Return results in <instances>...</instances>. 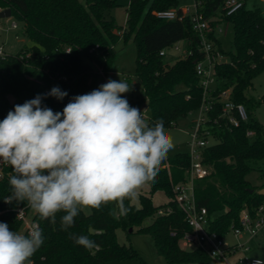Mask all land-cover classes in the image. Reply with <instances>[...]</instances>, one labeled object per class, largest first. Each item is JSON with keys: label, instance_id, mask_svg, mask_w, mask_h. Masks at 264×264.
Segmentation results:
<instances>
[{"label": "trees", "instance_id": "16d2710c", "mask_svg": "<svg viewBox=\"0 0 264 264\" xmlns=\"http://www.w3.org/2000/svg\"><path fill=\"white\" fill-rule=\"evenodd\" d=\"M201 1L199 11L206 18L223 14V20L232 26L234 33L235 52H224L221 41L215 39L224 60L215 66L218 86L214 95L217 97L229 90L231 99L243 104L249 115V120L239 127H231L223 119L212 127L218 142L203 152L204 162L212 168L211 174L194 184L197 205L208 211L209 230L225 237L232 226L239 224L243 209L255 216L259 207L264 206V195L258 193L264 188V124L255 113L264 98L257 99L249 94L253 79L264 71V10L255 4L249 7L247 2L226 16L223 0ZM119 6V0H0V7L11 9L12 17L21 22L25 36L33 43L16 55L0 59V121L15 105L37 95L44 97L43 106L62 112L73 97L95 90L94 66L103 67L107 74L114 71V46L120 39L132 40L135 45V76L142 84V98L129 104L139 108L147 102L151 114L146 121L150 125L162 118L165 128L178 127L181 119L196 111L202 103L203 91L195 71L199 37L193 30L191 16L186 15L180 21L161 19L154 14L167 10L181 13L179 0H129L126 23L118 25L108 13ZM218 23L213 21L214 26ZM181 40L187 41L194 55L177 57L170 64L160 51ZM68 48L71 50L66 53ZM42 52L46 54L48 74L55 80V87L68 93L63 100L47 96L51 90L30 89L29 80L20 72L24 62L33 72L41 68ZM62 77L66 79H60ZM23 91L30 92L27 100L17 98ZM10 95L15 97L13 104L9 101ZM217 104L213 116L220 110L219 102ZM248 130L254 135L247 136ZM189 164V153L167 157L154 181L144 184L169 197L167 203L158 207L152 203L151 196L140 193V207L126 199V214H121L118 208L115 211L113 202L90 209L89 214L80 210L67 230L61 227L64 212L56 214L55 222L41 219L37 214L35 219L44 243L31 257L32 264H104L113 259L132 258L137 255L136 251L132 246L121 244L117 235L118 230L129 233L131 228L133 232L136 229L153 238L166 264H215L200 248L181 247L183 235L191 228L174 199L173 187L187 180ZM9 170L12 175V169ZM252 171L259 173L260 185H252L248 180ZM10 195L7 178L0 181V222L25 234L14 209L25 205L26 201L6 203L4 200ZM148 219L151 222L144 225ZM80 235L88 236L95 247L86 249L77 245L74 237Z\"/></svg>", "mask_w": 264, "mask_h": 264}, {"label": "clouds", "instance_id": "9594fccd", "mask_svg": "<svg viewBox=\"0 0 264 264\" xmlns=\"http://www.w3.org/2000/svg\"><path fill=\"white\" fill-rule=\"evenodd\" d=\"M130 90L121 79L109 80L73 97L62 112L43 106L41 95L15 105L0 121V164L13 172L4 201H26L41 219L53 222L64 212V230L83 208L114 202L126 214L125 200H136L138 189L154 181L174 147L162 118L150 125L123 97ZM46 95L63 100L68 93L53 87ZM74 240L95 247L88 236ZM43 243L38 224L25 235L0 222V264H32Z\"/></svg>", "mask_w": 264, "mask_h": 264}, {"label": "built area", "instance_id": "2783aa9c", "mask_svg": "<svg viewBox=\"0 0 264 264\" xmlns=\"http://www.w3.org/2000/svg\"><path fill=\"white\" fill-rule=\"evenodd\" d=\"M249 0H223V12L226 16L232 15L246 5ZM264 6V0H259ZM201 0H194L191 8L179 13L177 10L157 11L154 14L165 20H180L182 21L186 15L191 16L193 30L199 37V57L195 60V71L200 77V85L202 88V103L200 107L189 115H193L198 111V115L191 123V132L189 145L191 151L189 153L190 164L187 169V180L174 185V199L179 205L181 211L185 215L191 230L186 232L180 243L183 249L200 248L204 251L215 264H254L256 258H248L239 256L240 253L249 251L245 243H240L238 239L246 234L249 240L255 238L264 225V206H260L256 215H251L246 209L240 213L239 224L232 226L225 237H220L216 232L210 231L208 228L209 217L208 211L204 207H199L195 199V181L204 179L211 174V166L203 160V152L209 146L218 142V139L212 133V127L216 126L220 119H223L231 127H239L241 123L249 120V115L246 107L243 104L235 103L230 96L229 90L222 91L217 97L214 95L216 90L211 88V85L216 82L215 66L218 62L224 60V54L217 45L215 39H218L219 34L226 35L228 33L229 23L223 20L222 15L215 18H206L199 11ZM4 10L0 7V11ZM12 18V17H11ZM10 18L7 19V21ZM213 21L219 23L214 26ZM221 25L224 27L222 28ZM0 26V30H1ZM18 28L17 22L13 21L6 27V31L15 30ZM181 45L184 47V52L178 57L185 58L194 55V50L187 47V41L181 40L173 44L175 52H180ZM98 46L96 45L95 48ZM170 48L160 51L161 56H167ZM70 48L66 53L70 52ZM4 46H0V59H4ZM24 61L23 56L20 57ZM25 63V62H24ZM27 64V63H26ZM96 86L109 81L108 74L104 68L95 64ZM65 80V77L60 78ZM219 102L220 110L216 116L212 114L216 110ZM142 111V110H141ZM145 120L148 118L143 111ZM254 135L252 130L247 131V136ZM10 166L0 164V181L10 177ZM16 219L22 223V232L28 234L32 226L38 224L35 219L36 213L26 202L25 205L14 209ZM232 234L237 241L235 243H227L226 237Z\"/></svg>", "mask_w": 264, "mask_h": 264}, {"label": "rangeland", "instance_id": "374dc122", "mask_svg": "<svg viewBox=\"0 0 264 264\" xmlns=\"http://www.w3.org/2000/svg\"><path fill=\"white\" fill-rule=\"evenodd\" d=\"M120 6L113 9L108 13L109 17L114 18L118 25H125L127 20V5L129 0H119ZM192 4L191 0H180V7L186 8ZM256 5L264 10L263 4L259 0H249L248 5ZM191 8V7H190ZM17 22L18 28L15 30L6 31V27L11 24V22ZM0 46H4L6 55H16L21 49L29 48L33 43L25 36L23 31V26L21 22L15 20L13 17L8 21L7 19H0ZM223 28L224 26L221 25ZM218 39L222 43V48L224 52L230 53L235 52L234 47V33L232 26H229L228 33L226 35L219 34ZM114 51L116 54V60L114 63V71L108 74L109 80L125 81L131 86V90L128 93L123 94V97L128 100V102L136 101L143 96L142 84L140 80L135 76L136 63H135V45L132 40L126 42L124 39H120L114 46ZM184 52V47L181 45L180 52H175L173 48H170L167 52V61L173 64L175 58ZM42 67L36 72L30 68L26 63H23L20 72L24 75L26 79L29 80V86L32 90H37L39 92H45L51 90L55 87V80L49 76L48 68L46 63V54L42 52ZM218 84L215 82L211 85L212 89L217 88ZM95 89H98L96 86ZM249 94L257 99L264 98V71L253 79L252 86L249 89ZM30 97L29 91L21 92L17 98L27 100ZM139 110L145 111L147 117L151 114V109L147 102H143L138 108ZM256 116L259 122L264 124V103L261 104L256 109ZM198 115V111L193 113V115L187 116L179 121L178 127L165 128L167 134L170 136L174 147L171 149L167 155L168 158L175 157L178 153H190L191 147L189 141L191 140V123ZM248 180L252 185H260L261 180L259 178V173L257 171H252L248 175ZM138 198L132 200V203L137 207L141 206L140 193L151 196L152 203L154 206H161L169 201L167 194L161 190L152 191L148 185H144L138 189ZM114 204V209L116 211L117 207ZM85 213H90V208L82 209ZM151 219L145 221L144 225H148ZM118 240L121 244L126 246H132L136 251L137 255L128 259H113L109 260L104 264H166L165 259L158 254L153 238L149 234L137 232L134 229L132 233H126L123 230L117 231ZM237 239L229 234L226 237L227 243H235ZM240 243H245L246 247L249 248L248 252L240 253L241 257L256 258L264 260V225L259 231L258 235L249 240L248 236L244 234L238 239Z\"/></svg>", "mask_w": 264, "mask_h": 264}, {"label": "water", "instance_id": "95a60500", "mask_svg": "<svg viewBox=\"0 0 264 264\" xmlns=\"http://www.w3.org/2000/svg\"><path fill=\"white\" fill-rule=\"evenodd\" d=\"M12 17V11L10 8L4 9L2 11H0V19H8ZM195 62V61H194ZM9 101L11 104H13L15 102V97L10 95L9 96ZM250 192H252L253 190H249ZM259 194L264 195V188L260 189L258 191ZM129 232L132 233L133 229H129Z\"/></svg>", "mask_w": 264, "mask_h": 264}, {"label": "crops", "instance_id": "0c3cea01", "mask_svg": "<svg viewBox=\"0 0 264 264\" xmlns=\"http://www.w3.org/2000/svg\"><path fill=\"white\" fill-rule=\"evenodd\" d=\"M191 1H192V4H190V5H189L188 7H186V8H181V7H180L181 10H182V11H185L187 8L191 7V6L193 5V3H194V0H191ZM179 4H180V0H179ZM177 57H178V56H177ZM177 57H176V58H177Z\"/></svg>", "mask_w": 264, "mask_h": 264}]
</instances>
